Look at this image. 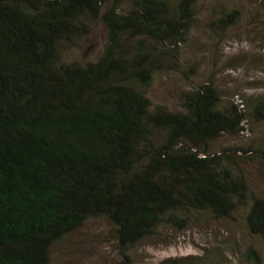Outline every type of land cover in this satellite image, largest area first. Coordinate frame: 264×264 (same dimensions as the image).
Segmentation results:
<instances>
[{
	"label": "trees",
	"instance_id": "1",
	"mask_svg": "<svg viewBox=\"0 0 264 264\" xmlns=\"http://www.w3.org/2000/svg\"><path fill=\"white\" fill-rule=\"evenodd\" d=\"M200 1L0 0V264H48L52 243L92 218L112 226L121 262L198 212L244 209L246 234L264 244V198L237 160L253 153L264 173V148L213 150L264 123V94L225 99L208 80L170 108L148 93L158 73L181 70ZM238 16L219 11L209 25L223 34ZM95 24L100 54L63 60Z\"/></svg>",
	"mask_w": 264,
	"mask_h": 264
},
{
	"label": "rangeland",
	"instance_id": "2",
	"mask_svg": "<svg viewBox=\"0 0 264 264\" xmlns=\"http://www.w3.org/2000/svg\"><path fill=\"white\" fill-rule=\"evenodd\" d=\"M232 9L239 11L238 19L223 34L209 25L219 11ZM199 11V20L182 47L181 70L154 77L148 90L151 101L176 108L183 90L208 80L225 99L264 94V0H202ZM104 40L101 25L95 24L87 37L62 47V59L93 60ZM194 64L193 76L189 67ZM251 144L264 148V123L248 122L244 131L218 137L213 150ZM249 155V159L238 155V166L248 187L264 198L263 169L257 156ZM243 214L241 209L232 218L215 219L198 212L182 230L162 226L128 252L127 262L120 261L112 226L101 218L87 219L52 243L48 264H264V244L258 236L246 234Z\"/></svg>",
	"mask_w": 264,
	"mask_h": 264
}]
</instances>
